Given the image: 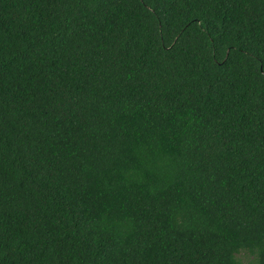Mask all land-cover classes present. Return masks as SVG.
Listing matches in <instances>:
<instances>
[{"label":"trees","instance_id":"1","mask_svg":"<svg viewBox=\"0 0 264 264\" xmlns=\"http://www.w3.org/2000/svg\"><path fill=\"white\" fill-rule=\"evenodd\" d=\"M264 264V0H0V264Z\"/></svg>","mask_w":264,"mask_h":264},{"label":"rangeland","instance_id":"2","mask_svg":"<svg viewBox=\"0 0 264 264\" xmlns=\"http://www.w3.org/2000/svg\"><path fill=\"white\" fill-rule=\"evenodd\" d=\"M240 258L243 260V262L245 263V264H248L250 261H252L253 260V257L252 256H250L249 254H242V256H240Z\"/></svg>","mask_w":264,"mask_h":264}]
</instances>
